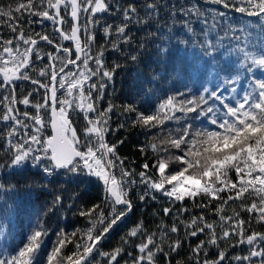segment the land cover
Masks as SVG:
<instances>
[{
  "label": "snow or ice",
  "instance_id": "snow-or-ice-1",
  "mask_svg": "<svg viewBox=\"0 0 264 264\" xmlns=\"http://www.w3.org/2000/svg\"><path fill=\"white\" fill-rule=\"evenodd\" d=\"M150 45L160 59L148 83L163 77L171 88L151 106L145 89L148 101L100 107L121 67L106 53L136 63ZM189 49L200 58L172 59ZM0 125V264H172L185 245L187 261L176 264H264V231L253 227L264 226V0L0 4ZM126 128L151 137L139 170L118 152L125 141L108 139ZM92 183L97 200L84 201ZM22 190L50 199L16 243ZM149 201H167L156 229L139 221L105 251ZM49 213L90 227L53 230Z\"/></svg>",
  "mask_w": 264,
  "mask_h": 264
},
{
  "label": "trees",
  "instance_id": "trees-1",
  "mask_svg": "<svg viewBox=\"0 0 264 264\" xmlns=\"http://www.w3.org/2000/svg\"><path fill=\"white\" fill-rule=\"evenodd\" d=\"M193 2H195V0H193ZM8 3L14 4L15 0H0V4L7 5ZM166 15L167 13L165 11L161 12V23H164L163 18L166 17ZM252 19L254 21L255 18ZM109 22H111L110 18ZM243 22H248V20L245 19ZM116 23H119V20H117ZM34 27L36 31H40V28L38 26ZM46 31L51 32L52 29L48 28L46 29ZM140 35L141 33H136L137 37H139ZM101 42L103 41L101 40ZM42 47H44L45 50H50L46 45H42ZM200 55L201 54L198 50L192 52L191 49H189V52L185 53L183 56H174L172 59L180 60L182 62L186 61L187 63L191 64L196 59H199ZM189 56H191V59L188 58ZM105 59L107 64L112 65L113 63H119L121 64V67L117 69L113 81L109 84L108 89L105 93L104 100L100 103V107L102 108L107 106L109 100H111V102L116 105L128 103L140 97H142L144 101H148V96L143 95L145 89L148 90L149 94H152V100L148 101L149 106H151V103L156 102L157 98L164 96V92L161 91V89H170L172 86L173 81L171 79L165 80L163 79V77L158 80H154L151 84L148 83L149 80L153 79L155 70L158 67L156 61L160 59V57H158L156 54L154 45H150L147 52L142 57H140V61L136 63L131 62L125 55H121L116 52L106 53ZM257 75H260V73L257 72ZM202 76H206V73H202ZM179 86L181 88L183 87L182 84ZM24 87L28 88L29 85L25 83ZM190 87L194 88L195 85H190ZM117 123H119V121L115 116H113L112 126L115 127ZM75 126L77 127L78 131L84 127V122L81 117L77 116L75 118ZM175 126L176 125H172V127ZM0 127H2V125H0ZM108 139L110 142H115V140L123 139L125 143L118 149L120 156L126 157L128 161H135L137 170H139L138 165L143 163L144 157L138 151V148L141 144L149 142L151 140V137L146 136L140 128H126L121 129L119 132H117L114 138L110 135ZM86 187L87 191L83 193L84 201L97 200L100 192L98 184L92 183L90 185H86ZM5 199H8V197H6ZM48 199H50V197L40 196L38 193L25 195V192L23 190L18 196L15 197L16 203L14 207L17 209L16 243H20L22 237L27 235L29 230V219H34V214L42 209L44 202ZM161 204L167 206V201H161L160 203L149 201L146 209L145 207L135 208L133 214L124 223L120 224L115 229L110 241L105 244L104 250L110 251L112 247L119 244L120 237L124 235V233H126L129 228L135 226V224L139 221H143L145 228H147L149 231H154L157 224L160 222L159 217L157 215H154V213L160 210ZM185 204L191 207L190 201H185ZM234 207L239 210L238 205H235ZM3 211L4 206L0 204V213H3ZM228 211L229 214H231V209H228ZM192 212L195 215H199L200 209H192ZM241 214L245 215L244 213ZM159 215L162 216V212H160ZM205 215L209 219H215V217L210 216L207 212H205ZM185 216H187V214H185ZM49 218L51 219V228L53 230L56 229L57 223H59V226L61 228H64L65 231H71L73 228H79L83 230L86 227H90V224L87 220H85L84 218H78L76 216L69 215L65 220L58 219L57 216H52L49 213ZM163 219L164 222L166 224H169L170 226V218L164 217ZM253 227L257 231H264V226L256 224L255 220H253ZM181 235H183V229H181ZM173 238L175 239V237ZM200 239H203V237H200ZM196 242L197 241L194 239L192 241V245L195 246ZM71 247L72 246L69 245V250H71ZM188 255L189 249L188 246L185 245L180 250L179 255L173 254L172 264H176L177 260L187 261ZM159 264H167V262L161 259Z\"/></svg>",
  "mask_w": 264,
  "mask_h": 264
}]
</instances>
